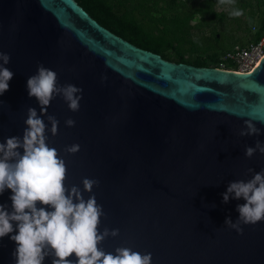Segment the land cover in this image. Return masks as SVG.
<instances>
[{
	"label": "water",
	"instance_id": "1",
	"mask_svg": "<svg viewBox=\"0 0 264 264\" xmlns=\"http://www.w3.org/2000/svg\"><path fill=\"white\" fill-rule=\"evenodd\" d=\"M0 52L14 73L0 95V143L22 138L29 107L40 113L27 91L39 64L59 85L83 90L79 111L58 96L42 119L65 161V186L85 200L95 195L99 231L119 230L99 245L106 253L127 247L151 253L152 264H264V221L237 234L224 221L235 222L245 201L222 202L230 182L264 169V155H244L264 143V55L247 73L172 62L114 34L75 0H0ZM47 115L59 122L55 135ZM69 118L74 127L65 126ZM246 122L260 135L239 136ZM73 144L80 150L67 153ZM84 178L99 181L92 193L83 192ZM11 195L0 194L9 213ZM13 226L0 238V264H15Z\"/></svg>",
	"mask_w": 264,
	"mask_h": 264
},
{
	"label": "clouds",
	"instance_id": "2",
	"mask_svg": "<svg viewBox=\"0 0 264 264\" xmlns=\"http://www.w3.org/2000/svg\"><path fill=\"white\" fill-rule=\"evenodd\" d=\"M221 4H232L234 0H219ZM232 16L239 17L243 11L234 9ZM10 62L7 53L0 52V95L9 90V82L14 73L6 67ZM29 97H34L40 106L38 115L35 108L27 109L26 127L22 138L12 136L0 143V194L8 189L12 195V211L0 205V238L14 231L10 239L17 245L13 256L15 264H43L45 258L52 255V264H72L68 259L74 256L76 264H152V254H141L131 248L120 247L115 253H106L99 245L109 236L116 237L118 229L99 231L103 208L97 204L95 195L85 200L77 186H65L67 168L55 148L47 143L44 117L50 102L60 97L71 112L80 108L82 89L72 84L59 85L57 73L39 64L36 73L27 80ZM51 125L50 132L55 135L58 120L47 115ZM264 123V121H261ZM66 127H74L71 118L65 121ZM260 129L251 122H246L239 132L241 137L259 136ZM22 149V154L21 150ZM80 150L78 144L65 149L75 154ZM259 152L264 155V143L259 140L254 147H246V158ZM253 173V169H247ZM84 193H92L99 181L84 178ZM243 199L238 204L239 213L235 222L226 217L224 225L243 234L241 225H255L264 221V169L255 172L247 182L232 181L222 194V202L229 199ZM41 207H37V205ZM47 208L52 209L48 211ZM213 207H215L213 205Z\"/></svg>",
	"mask_w": 264,
	"mask_h": 264
},
{
	"label": "rangeland",
	"instance_id": "3",
	"mask_svg": "<svg viewBox=\"0 0 264 264\" xmlns=\"http://www.w3.org/2000/svg\"><path fill=\"white\" fill-rule=\"evenodd\" d=\"M125 7L133 12L136 21L146 30L157 32L164 25L170 27V22L176 18L185 21L184 39L179 45L187 59H205L207 55L220 58L236 44H245L252 35L249 28L259 24L264 9L263 3L255 4V0H234L232 4H221L219 0H120ZM117 0H111L116 3ZM234 9L243 11L239 17L232 16ZM216 14L214 20L211 14ZM221 15L222 21H217ZM164 24V25H162ZM190 40L191 42H188ZM193 49L191 52L187 51ZM174 56L172 49L165 52ZM213 66V65H211Z\"/></svg>",
	"mask_w": 264,
	"mask_h": 264
},
{
	"label": "trees",
	"instance_id": "4",
	"mask_svg": "<svg viewBox=\"0 0 264 264\" xmlns=\"http://www.w3.org/2000/svg\"><path fill=\"white\" fill-rule=\"evenodd\" d=\"M82 8L92 16L99 24L109 29L114 34L124 38L132 44L150 50L157 54H160L164 59L177 63H187L198 67H214L218 68L214 64H217V57L207 55L205 59L195 58L193 60L184 57V52H180L179 45L182 41H185L183 26L185 21L190 17L183 19L176 18L170 22V27L164 24L163 28H157V32L146 30L140 25L133 12L127 9L123 1L117 0L112 4L111 0H75ZM264 5V0H261ZM255 4H259V0H255ZM216 14H211V19L214 20ZM217 21L221 22V15L218 16ZM259 32L252 36L253 40L257 39L261 34H264V9L262 11V17L259 21ZM251 28H249L250 32ZM188 42H191L188 40ZM167 49L174 51V56H170L165 52ZM193 49L187 50L191 52ZM213 65V66H211Z\"/></svg>",
	"mask_w": 264,
	"mask_h": 264
},
{
	"label": "built area",
	"instance_id": "5",
	"mask_svg": "<svg viewBox=\"0 0 264 264\" xmlns=\"http://www.w3.org/2000/svg\"><path fill=\"white\" fill-rule=\"evenodd\" d=\"M259 32V26L253 25L250 34L254 36ZM264 55V34H261L257 39H250L245 44H236L231 49L226 51L218 68L232 72L247 73L250 72L257 62Z\"/></svg>",
	"mask_w": 264,
	"mask_h": 264
}]
</instances>
